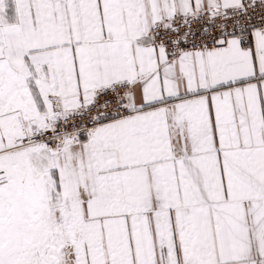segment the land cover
I'll list each match as a JSON object with an SVG mask.
<instances>
[{
    "label": "snow or ice",
    "instance_id": "6c2138e0",
    "mask_svg": "<svg viewBox=\"0 0 264 264\" xmlns=\"http://www.w3.org/2000/svg\"><path fill=\"white\" fill-rule=\"evenodd\" d=\"M0 264H264V0H0Z\"/></svg>",
    "mask_w": 264,
    "mask_h": 264
}]
</instances>
